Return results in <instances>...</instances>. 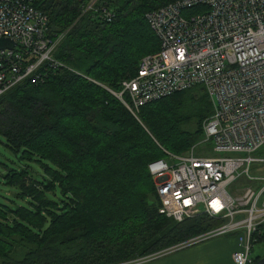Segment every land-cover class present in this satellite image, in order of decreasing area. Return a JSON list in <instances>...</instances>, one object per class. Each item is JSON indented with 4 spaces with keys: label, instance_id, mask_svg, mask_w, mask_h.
<instances>
[{
    "label": "trees",
    "instance_id": "1",
    "mask_svg": "<svg viewBox=\"0 0 264 264\" xmlns=\"http://www.w3.org/2000/svg\"><path fill=\"white\" fill-rule=\"evenodd\" d=\"M89 1L39 0L49 34L63 33L55 56L65 66L0 96V141L45 171L38 177L29 163L0 160V180L12 189L0 198V264L126 262L220 222L160 213L148 170L161 153L187 151L201 138L212 112L205 88L148 101L136 115L109 89L158 48L145 13L171 0H96L87 8ZM102 6L112 19L100 16Z\"/></svg>",
    "mask_w": 264,
    "mask_h": 264
},
{
    "label": "built area",
    "instance_id": "2",
    "mask_svg": "<svg viewBox=\"0 0 264 264\" xmlns=\"http://www.w3.org/2000/svg\"><path fill=\"white\" fill-rule=\"evenodd\" d=\"M90 0L87 8L94 7ZM39 0H0V36L16 40L0 50V96L19 83L45 81L65 66L55 56L63 37L49 34L48 13ZM200 10L183 16L182 10ZM104 19L115 12L97 8ZM158 48L144 54L134 75L118 90L109 88L134 114L144 103L193 85L208 93L212 112L203 123L205 139L225 155L166 151L169 159L148 163L159 200L158 211L181 221L198 214L218 225L168 248L213 235L237 236L234 264H252L255 243L264 240V176L249 174L252 152L264 144V0H171L146 13ZM245 176L235 192L227 186Z\"/></svg>",
    "mask_w": 264,
    "mask_h": 264
},
{
    "label": "crops",
    "instance_id": "3",
    "mask_svg": "<svg viewBox=\"0 0 264 264\" xmlns=\"http://www.w3.org/2000/svg\"><path fill=\"white\" fill-rule=\"evenodd\" d=\"M237 247L235 234H219L179 244L131 264H234L232 252Z\"/></svg>",
    "mask_w": 264,
    "mask_h": 264
},
{
    "label": "rangeland",
    "instance_id": "4",
    "mask_svg": "<svg viewBox=\"0 0 264 264\" xmlns=\"http://www.w3.org/2000/svg\"><path fill=\"white\" fill-rule=\"evenodd\" d=\"M199 10L200 9L196 7L183 9L182 15L189 16L191 14L198 12ZM0 139L4 140V137L0 135ZM192 146H193L194 154H198V155L214 156V155H225L226 154L225 152L214 150L212 138L205 139L204 133L202 134L201 138L198 139ZM185 152L186 151L181 152V153H185ZM252 155L261 157L264 159V144L261 145L257 150L253 151ZM160 158L169 159V155L167 152H163L160 154ZM0 160H4L5 162H8L10 164H18V165H22V164L24 165V163H29L31 167H33V170H34L33 173L38 177H42V175L45 173L43 167L38 165L37 161L20 160L19 157L17 156V153L12 151L11 149L9 150L8 147L5 146L4 143H2L1 141H0ZM4 170L5 168L0 163V173ZM249 174L253 176H264V160L252 161L249 167ZM0 179H1V175H0ZM242 183L249 184L250 181H248L245 176H241L237 178L236 180H234L233 182H231L227 186V189L230 192H235L237 187H239ZM11 191L12 189L10 188V186H8L7 184L3 183L0 180V198L5 199L6 196H10L8 195V193L10 194ZM252 254L253 255H256V254L263 255L264 254V240L255 243ZM149 255H152V254H149Z\"/></svg>",
    "mask_w": 264,
    "mask_h": 264
},
{
    "label": "water",
    "instance_id": "5",
    "mask_svg": "<svg viewBox=\"0 0 264 264\" xmlns=\"http://www.w3.org/2000/svg\"><path fill=\"white\" fill-rule=\"evenodd\" d=\"M16 45V40L9 36H0V50L5 48H13ZM252 264H264V254L261 255Z\"/></svg>",
    "mask_w": 264,
    "mask_h": 264
}]
</instances>
